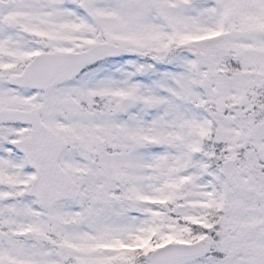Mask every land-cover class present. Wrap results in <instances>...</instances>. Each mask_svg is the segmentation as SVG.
<instances>
[{
    "label": "snow or ice",
    "instance_id": "1",
    "mask_svg": "<svg viewBox=\"0 0 264 264\" xmlns=\"http://www.w3.org/2000/svg\"><path fill=\"white\" fill-rule=\"evenodd\" d=\"M0 264H264V0H0Z\"/></svg>",
    "mask_w": 264,
    "mask_h": 264
}]
</instances>
